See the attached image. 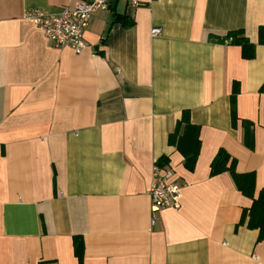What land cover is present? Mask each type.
Masks as SVG:
<instances>
[{
    "label": "crops",
    "instance_id": "obj_1",
    "mask_svg": "<svg viewBox=\"0 0 264 264\" xmlns=\"http://www.w3.org/2000/svg\"><path fill=\"white\" fill-rule=\"evenodd\" d=\"M77 1L0 0V264H79L73 236L81 264H264V237L236 228L251 199L228 172L210 175L222 148L254 173L255 196L264 186V0H109L81 52L22 17ZM236 29L252 58L219 41ZM182 110L199 127L192 171L168 144ZM161 156L180 208L151 225Z\"/></svg>",
    "mask_w": 264,
    "mask_h": 264
},
{
    "label": "trees",
    "instance_id": "obj_2",
    "mask_svg": "<svg viewBox=\"0 0 264 264\" xmlns=\"http://www.w3.org/2000/svg\"><path fill=\"white\" fill-rule=\"evenodd\" d=\"M113 23H119L124 28L134 24L133 19H129L124 13L112 12ZM104 40L101 41V43ZM220 42L240 46L243 58H252L254 56V45L245 37L241 29L231 30L225 34ZM259 43L264 44V36L260 32ZM264 92V82L259 89ZM235 110V91L231 95V113ZM246 123V122H245ZM247 124V123H246ZM199 127L190 121L189 110H182L180 119L177 120L174 131L168 135V144L174 146L183 157V166L188 171H192L199 154L200 148ZM166 156L158 158L156 164L163 165L167 162ZM236 160L231 157L224 149L220 148L210 163V175L215 176L223 172H228L238 191L242 195L251 199V204L243 208L236 228L245 224L248 229H257V241L264 237V186L254 195L255 177L253 172L238 173L235 170ZM73 252L78 259L79 264L83 258V242L78 236H73Z\"/></svg>",
    "mask_w": 264,
    "mask_h": 264
},
{
    "label": "built area",
    "instance_id": "obj_3",
    "mask_svg": "<svg viewBox=\"0 0 264 264\" xmlns=\"http://www.w3.org/2000/svg\"><path fill=\"white\" fill-rule=\"evenodd\" d=\"M127 3L136 6L138 1L127 0ZM108 7L109 0H78L72 8L63 7L54 14L32 8L25 10L22 17L30 21L54 47H67L81 52L87 47L84 31L92 14L107 10ZM160 31L159 27H153L151 34L155 36ZM172 177L171 169L154 164L153 181L149 189L151 225L155 223L154 214L160 208H180V185Z\"/></svg>",
    "mask_w": 264,
    "mask_h": 264
}]
</instances>
